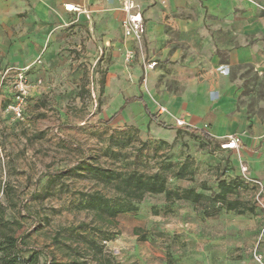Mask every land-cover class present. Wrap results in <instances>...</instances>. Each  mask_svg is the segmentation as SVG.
<instances>
[{"label":"rangeland","instance_id":"374dc122","mask_svg":"<svg viewBox=\"0 0 264 264\" xmlns=\"http://www.w3.org/2000/svg\"><path fill=\"white\" fill-rule=\"evenodd\" d=\"M106 63L83 56L50 72L0 56V238L6 231L21 240L25 258L39 249L37 264H264V175L251 170L240 135L238 150L224 149L158 125L138 103L102 122L123 105ZM238 75L249 83L241 104L263 116L264 83L249 68ZM135 172L161 173L169 189L193 188L201 198L146 193L138 201L123 182ZM220 179L235 181L228 198L245 213L216 200ZM107 202L135 209L113 217Z\"/></svg>","mask_w":264,"mask_h":264},{"label":"crops","instance_id":"0c3cea01","mask_svg":"<svg viewBox=\"0 0 264 264\" xmlns=\"http://www.w3.org/2000/svg\"><path fill=\"white\" fill-rule=\"evenodd\" d=\"M135 1L146 25L142 52L124 34L122 0H0V56L20 66L42 57L35 67L50 72L104 58L123 104L143 97L152 111L166 106L219 140L240 135L251 170L264 175V115L241 104L249 83L238 75L249 68L264 83V0ZM129 49L136 56L126 63ZM148 62L156 65L146 72ZM134 103L146 114L139 101L126 108Z\"/></svg>","mask_w":264,"mask_h":264},{"label":"trees","instance_id":"16d2710c","mask_svg":"<svg viewBox=\"0 0 264 264\" xmlns=\"http://www.w3.org/2000/svg\"><path fill=\"white\" fill-rule=\"evenodd\" d=\"M132 101H139L143 106L146 114L151 121L156 122L158 125L167 128V129H176L178 132L182 131V128L176 124H168L163 121L160 117L159 112L152 111L143 97H131L126 99L125 103L122 105L121 109L117 111L109 119H101L102 122L112 123L115 121L116 117L121 114V112L126 108V106ZM185 130L190 132L193 135L200 134L204 139L209 142L215 143L217 146H221L224 141L219 140L213 137L205 128H195L192 126H186ZM231 150V149H228ZM81 166V163L78 162L75 167ZM65 171H57L56 176L62 177ZM126 188H130V191L139 192L138 201H140L146 193L161 194L165 193L169 200H192L194 202L199 201L201 194L193 188H185L182 190H172L167 187V177L161 173L154 174H142V173H132L127 178L123 180ZM218 192L215 193L216 200L224 206L227 210H234L241 214L245 213V210L240 209L241 202L237 200H229L228 196L234 193L237 189V184L235 181H226L220 179L218 182ZM97 199H102L98 198ZM106 209L109 211L110 215L115 217L122 211H128L135 209V206L129 204L128 206H123L122 208H116L106 203ZM253 211V208L250 209ZM0 217V226L3 224ZM29 250V248L22 243L21 240L16 239L14 236L9 234L6 231H2V238H0V260L4 261V264H22L30 263L37 264L39 262V249H33L30 256L25 258L23 252ZM44 264H55L52 260H47ZM168 264H171L169 261Z\"/></svg>","mask_w":264,"mask_h":264},{"label":"built area","instance_id":"2783aa9c","mask_svg":"<svg viewBox=\"0 0 264 264\" xmlns=\"http://www.w3.org/2000/svg\"><path fill=\"white\" fill-rule=\"evenodd\" d=\"M70 10H74V6H67ZM122 9L125 12V18L122 22L124 34L127 38L132 39L138 50L143 51L144 37L146 34V25L144 22L142 10L140 5L135 0H122ZM75 10H80L76 8ZM136 50L129 49L125 53L126 63H130L135 59ZM156 62H148L144 64L145 71L154 68ZM159 113H167L174 118L175 124L179 127H186L188 123L185 119L175 116L169 111L166 106L161 105ZM224 149L238 150L240 146V138L237 135H230L228 140L221 145ZM245 169V168H244Z\"/></svg>","mask_w":264,"mask_h":264}]
</instances>
